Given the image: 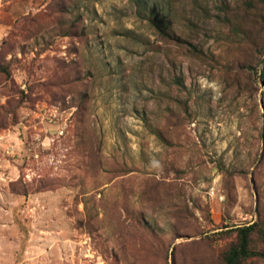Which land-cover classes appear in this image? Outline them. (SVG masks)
Here are the masks:
<instances>
[{
	"label": "rangeland",
	"instance_id": "obj_1",
	"mask_svg": "<svg viewBox=\"0 0 264 264\" xmlns=\"http://www.w3.org/2000/svg\"><path fill=\"white\" fill-rule=\"evenodd\" d=\"M136 1L0 0V264H218L264 218V0H141L179 40Z\"/></svg>",
	"mask_w": 264,
	"mask_h": 264
},
{
	"label": "trees",
	"instance_id": "obj_2",
	"mask_svg": "<svg viewBox=\"0 0 264 264\" xmlns=\"http://www.w3.org/2000/svg\"><path fill=\"white\" fill-rule=\"evenodd\" d=\"M137 6L144 13V20L148 21V23L155 29V31L164 37V39H173L179 40L177 37V33L173 30L172 20L169 15L165 13V9L161 4H154L149 7L147 3L139 0L136 1ZM237 21V19H235ZM231 22V21H230ZM255 19L251 21L253 25L255 23ZM249 26L248 18H242V21L239 19L238 24L234 25V29L231 32L230 36L235 38V40H241V36L243 37L242 43L255 44L257 36L252 33V30L246 29ZM250 34H246L245 31ZM193 46V45H190ZM195 51H201L197 47H192ZM263 52L260 54V58L258 60V64L262 62ZM251 69H254L255 66H250ZM3 72L9 76L10 72L8 68H3ZM261 79L264 82V68L260 74ZM167 125L172 131H180L185 126L181 127V123L179 117L177 115V111L175 109H169L167 114ZM234 233V241H232L225 251L220 253L216 259L218 264H247L252 259H259L264 261V251L258 250L255 247V236L259 239L261 244L264 245V218L258 219L254 223L250 225H244L240 227H234L232 230Z\"/></svg>",
	"mask_w": 264,
	"mask_h": 264
},
{
	"label": "water",
	"instance_id": "obj_3",
	"mask_svg": "<svg viewBox=\"0 0 264 264\" xmlns=\"http://www.w3.org/2000/svg\"><path fill=\"white\" fill-rule=\"evenodd\" d=\"M261 86H262V88H264V82H261Z\"/></svg>",
	"mask_w": 264,
	"mask_h": 264
}]
</instances>
